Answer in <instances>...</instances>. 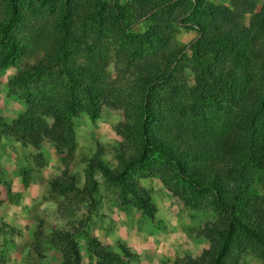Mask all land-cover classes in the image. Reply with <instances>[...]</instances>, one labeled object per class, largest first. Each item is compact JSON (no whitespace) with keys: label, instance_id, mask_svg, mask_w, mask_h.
<instances>
[{"label":"trees","instance_id":"obj_1","mask_svg":"<svg viewBox=\"0 0 264 264\" xmlns=\"http://www.w3.org/2000/svg\"><path fill=\"white\" fill-rule=\"evenodd\" d=\"M141 19L146 27L132 30ZM179 26L195 31L183 46ZM10 61L22 65V86L41 84L13 124L1 123L3 133L23 144L47 138L64 155L72 118L80 109L95 117L123 96L114 79L128 71L120 81L130 94L120 103L134 109L117 164L94 156L91 165L123 189L130 172L156 174L217 213L200 257L174 264H234L244 250L264 264V0H0V67ZM110 63L114 77L105 73ZM253 182L260 196L248 191Z\"/></svg>","mask_w":264,"mask_h":264},{"label":"rangeland","instance_id":"obj_2","mask_svg":"<svg viewBox=\"0 0 264 264\" xmlns=\"http://www.w3.org/2000/svg\"><path fill=\"white\" fill-rule=\"evenodd\" d=\"M146 25L141 19L131 29L141 31ZM194 36V30L183 26L174 31L179 46ZM187 59L184 55L180 61L185 73ZM21 66L10 61L0 67V264H62L63 256L69 264H174L184 256L200 257L209 245L205 229L217 215L205 202L189 200L182 185L167 184L147 172H130L123 189L91 165L94 156L109 168L117 164L115 152L134 109L120 103L130 94L120 81L129 72L111 78L123 96L100 104L95 117L80 109L72 118L71 152L64 155L47 138L23 144L3 133L1 123L13 124L27 107V94L41 84L22 86L16 80ZM105 73L115 76L112 63ZM213 113V108L208 110V115ZM63 179L71 188L53 190L52 184ZM248 191L260 196L262 187L253 182ZM72 249L76 254L69 253ZM234 262L262 260L244 250Z\"/></svg>","mask_w":264,"mask_h":264}]
</instances>
